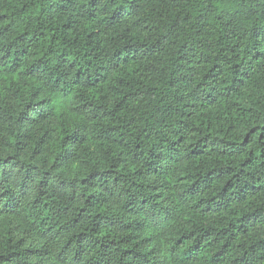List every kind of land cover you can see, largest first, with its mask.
<instances>
[{"label": "trees", "instance_id": "1", "mask_svg": "<svg viewBox=\"0 0 264 264\" xmlns=\"http://www.w3.org/2000/svg\"><path fill=\"white\" fill-rule=\"evenodd\" d=\"M0 264H264V0H0Z\"/></svg>", "mask_w": 264, "mask_h": 264}]
</instances>
